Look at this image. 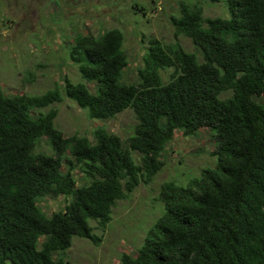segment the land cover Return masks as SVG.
I'll return each mask as SVG.
<instances>
[{
    "label": "trees",
    "instance_id": "16d2710c",
    "mask_svg": "<svg viewBox=\"0 0 264 264\" xmlns=\"http://www.w3.org/2000/svg\"><path fill=\"white\" fill-rule=\"evenodd\" d=\"M224 3L229 17L206 18L200 4L179 1L174 34L198 53L150 37L136 81L126 79L121 29L78 27L61 70L77 66L82 81L62 74L41 95L0 88V264H69L74 239L99 244L92 223L105 231L118 201L154 181L179 131L209 137L217 166L163 185L164 214L121 264H264V0ZM65 98L98 121L132 109L134 134L125 142L100 126L92 139L65 136L57 109L43 111ZM43 141L53 154L36 152ZM46 197L66 204L48 216Z\"/></svg>",
    "mask_w": 264,
    "mask_h": 264
},
{
    "label": "rangeland",
    "instance_id": "374dc122",
    "mask_svg": "<svg viewBox=\"0 0 264 264\" xmlns=\"http://www.w3.org/2000/svg\"><path fill=\"white\" fill-rule=\"evenodd\" d=\"M179 1L0 0V88L6 95L20 92L41 95L54 89L62 74L74 83L82 81L77 66L64 65L65 71L61 70L62 59H67L68 53L65 38L72 43L78 27H85L94 35L113 28L122 30L129 62L126 79L131 82L138 80L136 70L142 64L150 37L165 43L178 42L187 52L198 53L190 39L174 34L170 19ZM186 1L200 4L206 18L229 17L224 0ZM57 3L60 8L55 10ZM165 71L161 73L168 78L171 70ZM90 88L93 90L92 84ZM228 95L224 94L223 98ZM50 108L57 109L55 126L67 137L79 135L92 139L93 131L103 126L126 142L138 124L132 109H126L114 119L98 121L90 119L87 110L68 98L43 111ZM212 150L209 137L177 132L163 153V170L152 183L141 184L128 199L118 201L105 231L92 223L96 227L94 232L102 238L99 244L89 239H74L66 252L69 264H121L123 253L135 254L148 230L165 212L164 204L158 200L163 185L174 182L186 186L204 170L215 169L217 157ZM36 152L53 154L46 141L37 146ZM134 156L139 162L141 155L134 153ZM75 174L79 185L87 183L80 180L82 173L78 169ZM65 204V197H46L39 207L50 216Z\"/></svg>",
    "mask_w": 264,
    "mask_h": 264
}]
</instances>
